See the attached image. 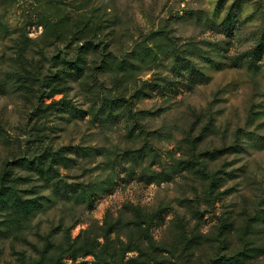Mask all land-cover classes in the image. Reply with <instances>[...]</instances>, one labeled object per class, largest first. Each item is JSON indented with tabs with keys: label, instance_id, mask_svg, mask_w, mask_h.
<instances>
[{
	"label": "rangeland",
	"instance_id": "1",
	"mask_svg": "<svg viewBox=\"0 0 264 264\" xmlns=\"http://www.w3.org/2000/svg\"><path fill=\"white\" fill-rule=\"evenodd\" d=\"M0 264H264V0H0Z\"/></svg>",
	"mask_w": 264,
	"mask_h": 264
},
{
	"label": "trees",
	"instance_id": "2",
	"mask_svg": "<svg viewBox=\"0 0 264 264\" xmlns=\"http://www.w3.org/2000/svg\"><path fill=\"white\" fill-rule=\"evenodd\" d=\"M76 68H78L79 66L78 65H76L75 66ZM187 67V69H188V71H191V77H196V78H199V79H201L202 77H203V73L202 72H200V70L198 69V68H196L195 66H194V64H190V65H188V66H186ZM184 74H179L178 76H175L174 78H171V79H168L165 83H164V85L163 84H161L160 86H159V88H158V90L159 91H164V92H168V91H173V87L174 88H177V87H179V83L181 82V81H183V80H181V79H179V78H184ZM156 89V88H155ZM184 167H186V169H192L191 167H189V166H184Z\"/></svg>",
	"mask_w": 264,
	"mask_h": 264
}]
</instances>
